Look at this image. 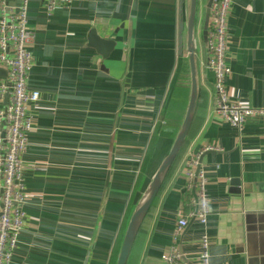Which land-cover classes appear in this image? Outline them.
<instances>
[{"label": "crops", "instance_id": "0c3cea01", "mask_svg": "<svg viewBox=\"0 0 264 264\" xmlns=\"http://www.w3.org/2000/svg\"><path fill=\"white\" fill-rule=\"evenodd\" d=\"M187 3L73 0L49 14L41 0H29L34 66L28 89L41 97L29 113L26 216L11 264H116L112 253L161 162L138 182L156 129L162 127L164 147L171 148L188 107L191 77L188 90H174L188 60ZM208 3L199 0V97L189 138L128 264H170L162 255L174 245L179 215L196 207L186 159L208 146L214 148L200 162L210 195V263L264 264V117H251L239 130L217 112L203 36ZM227 25L230 100L264 107V0H232ZM92 29L115 41L108 55L90 46ZM5 78L0 74V84ZM6 102L0 94V109ZM202 233L191 219L178 241L189 264L199 263Z\"/></svg>", "mask_w": 264, "mask_h": 264}, {"label": "built area", "instance_id": "2783aa9c", "mask_svg": "<svg viewBox=\"0 0 264 264\" xmlns=\"http://www.w3.org/2000/svg\"><path fill=\"white\" fill-rule=\"evenodd\" d=\"M51 14L57 8L69 7L73 0H41ZM210 17L205 43L206 66L214 74V94L217 112L233 127L242 130L251 117H264V107L234 103L227 91V79L231 67L227 62L228 18L232 0H208ZM29 0H19L13 6L0 0V65L8 74L0 84V94L7 102L0 109V264H11L19 243L26 212L24 209L25 186L23 155L28 148V131L32 128L30 109L40 100L38 90L28 89V79L34 66V56L29 44L34 29L28 22ZM3 121V123H2ZM213 146L191 152L184 166L187 191H195L196 207L181 212L176 223L174 245L162 255L170 264H189L182 257L178 241L191 219H197L203 227L198 264L210 263V235L206 225L211 212L208 179L201 167V155Z\"/></svg>", "mask_w": 264, "mask_h": 264}, {"label": "water", "instance_id": "95a60500", "mask_svg": "<svg viewBox=\"0 0 264 264\" xmlns=\"http://www.w3.org/2000/svg\"><path fill=\"white\" fill-rule=\"evenodd\" d=\"M8 4L14 5L16 0H6ZM187 42L186 49L188 53L190 77H191V91L188 107L179 128V131L172 143L170 150L163 157L154 173L152 174L149 182L144 188L136 206L130 216L128 224L126 226L124 236L121 242V246L118 252L116 264H127L133 244L137 237V234L144 222L150 208L152 207L154 200L160 190L162 182L168 174L170 168L174 164L178 154L180 153L192 126V122L195 115L196 105L199 97V68L197 58V15L199 0H187ZM210 17V8L206 11V26L203 31L204 39L207 40L208 22ZM90 46L97 49L103 56L108 55L114 48L115 41L111 39H105L101 37L96 29H92L89 34ZM0 74L7 76L8 69L1 67ZM234 184H238V180L234 181ZM193 194L196 199L195 191Z\"/></svg>", "mask_w": 264, "mask_h": 264}, {"label": "trees", "instance_id": "16d2710c", "mask_svg": "<svg viewBox=\"0 0 264 264\" xmlns=\"http://www.w3.org/2000/svg\"><path fill=\"white\" fill-rule=\"evenodd\" d=\"M189 87H190V73H189L188 60H186V65L184 64L182 72L180 73V76H179L178 80L176 81L174 90H181L183 88H186V90H188ZM163 118H166V120H167L171 117L167 118V116H163ZM159 124H161V122ZM188 138H189V135H188L180 153L182 152L183 148L185 147V144H186ZM163 147H164L163 129H162V127L158 126L156 129V136L154 138V142L150 146V149L148 152L147 160H145V162L143 163V165L141 167V171H140L139 178H138L139 183H141L143 181V179L158 165V163L161 161L163 156L168 152L170 145L165 146L164 148ZM180 153L178 154V156L180 155ZM178 156H177V158H178ZM121 236L118 240V245L116 246L114 252L112 253L113 261L116 260L117 256H118V250H119V244L121 241Z\"/></svg>", "mask_w": 264, "mask_h": 264}, {"label": "rangeland", "instance_id": "374dc122", "mask_svg": "<svg viewBox=\"0 0 264 264\" xmlns=\"http://www.w3.org/2000/svg\"><path fill=\"white\" fill-rule=\"evenodd\" d=\"M18 2H19V0H18ZM198 39L201 41V33H200V29H199V31H198ZM17 249V248H16ZM16 251V250H15Z\"/></svg>", "mask_w": 264, "mask_h": 264}]
</instances>
